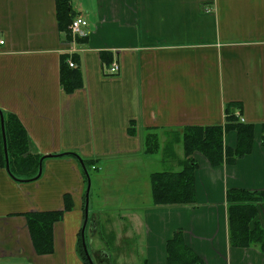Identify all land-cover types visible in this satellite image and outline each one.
I'll return each instance as SVG.
<instances>
[{
    "label": "crops",
    "instance_id": "obj_1",
    "mask_svg": "<svg viewBox=\"0 0 264 264\" xmlns=\"http://www.w3.org/2000/svg\"><path fill=\"white\" fill-rule=\"evenodd\" d=\"M70 1L73 17L88 22L85 39L60 32L55 0H0V111L25 130L29 156H57L32 182L0 167V264H84L86 179L76 159L59 157L67 153L93 161L89 211L128 216L130 237L120 242H136L138 264H166L177 231L202 264H264L258 247L229 246L225 199L230 190L264 192V0ZM67 54L81 82L71 93L60 77ZM112 63L118 74L109 75ZM229 108L254 127L250 154L211 167L195 153V204L155 207L150 175L179 172L183 151L175 147L171 163L162 151L146 156L145 137L164 145L189 127L223 126ZM235 134H223L225 148ZM57 211L53 252L38 255L26 215ZM256 211L252 223L264 229V203Z\"/></svg>",
    "mask_w": 264,
    "mask_h": 264
},
{
    "label": "trees",
    "instance_id": "obj_2",
    "mask_svg": "<svg viewBox=\"0 0 264 264\" xmlns=\"http://www.w3.org/2000/svg\"><path fill=\"white\" fill-rule=\"evenodd\" d=\"M55 1L57 26L61 33H65L66 39H69L70 32L68 28L74 18V13H72L73 11L70 6L71 1ZM68 58V54L62 57L60 77L64 87L63 90L71 93L74 89L81 87V82L77 70H69L67 65ZM237 109L229 108L226 110V118L223 126L208 128L189 127L181 130V133H177V141H172L164 145L163 153L166 155H174V150H172L173 146L178 143L181 144L183 159L182 161H178V166L181 168L179 172L165 170L164 172L150 175L152 202L155 207L188 206L195 204L194 173L198 168L197 163L193 159L195 153L201 154L211 167H220L222 165L231 166L239 159L250 154L252 149L251 145L253 144L254 127L239 122L240 118L237 115L238 113L235 114ZM2 115L4 119L3 131H5V144L8 154V170L14 177L13 180L15 182H32L38 174L37 167L41 158L29 156L26 133L18 120L12 115H6V117L3 113ZM232 131L237 136L236 146L234 149L225 148L223 145V134ZM261 134L262 143L264 144V126L262 127ZM157 137V134H149L145 137L143 151L146 156L154 154L155 152L153 150L158 148ZM74 155L67 154L59 157L66 156L77 160ZM3 156L4 151L0 131V167L5 168L6 162ZM82 162L87 171L94 164L90 160H85V162L82 160ZM225 199L227 203L226 225L228 227L227 238L229 239V246L242 249L258 247L264 254V229L258 224L252 223L257 217V206L264 203V192L252 193L243 190H230L227 191ZM64 205L67 209L70 208L68 198ZM61 217H63V211L38 212L26 215L32 246L36 254L49 255L53 252V245L51 244L53 237L51 231L53 225L59 222ZM101 230L103 229L101 228ZM109 238L110 241L108 244H112V241H114L113 234H110ZM182 238V232L177 231L167 242L166 264H202L203 262L200 258L184 244ZM79 239L81 241V238ZM102 240L105 241V238ZM107 247L113 249L111 245H107ZM108 248L105 251V255L107 256L111 252ZM78 256L84 264H88L84 252L81 251ZM142 264H146V262Z\"/></svg>",
    "mask_w": 264,
    "mask_h": 264
},
{
    "label": "rangeland",
    "instance_id": "obj_3",
    "mask_svg": "<svg viewBox=\"0 0 264 264\" xmlns=\"http://www.w3.org/2000/svg\"><path fill=\"white\" fill-rule=\"evenodd\" d=\"M172 134L173 133L168 134V136H166L167 137L166 144L167 143L169 144L172 141H177L178 139V137H176L177 133L176 135L174 134L175 136ZM157 138H158V148L154 149L153 151L155 153L151 155L160 154L161 151L163 152L164 145H166V144L162 145L160 143V141H163V139L165 140V138H163L162 136L159 137V135ZM179 145H180L179 143L175 144L173 146V149L175 147L177 148V146ZM162 159L168 160L169 161L168 163L172 162L171 157H169V155H166L165 153H163ZM164 167L167 170L168 167L170 168L171 166H164ZM94 170H95L94 166L89 168L88 173H90V177H91L90 179H93L95 175H98V174L93 173ZM100 174L102 173L100 172ZM101 190H102V187H101ZM94 191L95 189L90 191V196H89L90 209H93V203L96 200L95 198L96 193ZM112 208H115V206L112 205V207H110L109 210H112ZM88 213H89L88 225L86 227V230H84L85 235H86L85 244H86V248L88 251V256L91 258L92 262L95 263L96 259L98 258L99 264H138V262L134 261L133 256L130 255L131 252H135V250L138 249V247H136L137 245L135 244L136 242H133V240H132L133 243L129 242L130 240H128L127 242H124L123 244H121L120 242L121 240H126L125 237H130V234L128 231V228L130 227V222L128 221L129 218L127 219L128 216H125V215L119 216V215H115L114 213L112 215V214H109V212L108 214H106L107 212H104L105 214L104 213L94 214L93 212L89 211V207H88ZM120 217L122 218L120 219ZM101 228L103 230H101ZM110 234H113V237H114V241H112V244H108V242L110 241V238H109ZM102 237L105 238V241L102 240L103 239ZM78 238H81V231L79 233ZM78 241L81 242L80 239ZM106 244L111 245L113 249L108 248ZM106 248L111 250V252L108 254L109 256L105 255L106 254L105 251H107ZM81 251L84 252L82 244L79 243L78 250H77L78 255ZM121 253L123 256L120 255ZM115 260H117V262Z\"/></svg>",
    "mask_w": 264,
    "mask_h": 264
},
{
    "label": "water",
    "instance_id": "obj_4",
    "mask_svg": "<svg viewBox=\"0 0 264 264\" xmlns=\"http://www.w3.org/2000/svg\"><path fill=\"white\" fill-rule=\"evenodd\" d=\"M3 117V115H2V113L0 112V131H1V135H2V144H3V151H4V156L3 157H5V162H6V166H5V170H6V172L8 173V175L13 179L14 177L10 174V171L8 170V157H7V147H6V137H5V131H3L4 130V119L2 118ZM67 154H70V153H67ZM71 155H74V154H71ZM76 158H77V160H78V162H79V166L82 168V171H83V173H84V175H85V179H86V190L84 191L85 192V195H84V221H83V225H82V228H81V244H82V247H83V250H84V256L86 257V259H87V261H88V264H94L93 262H92V260H91V258L88 256V251H87V248H86V240H85V237H86V235H85V231L84 230H86V227H87V225H88V220H89V218H88V216H89V213H88V207H89V205H88V203H89V194H90V192H89V190H90V188H91V184H90V177H89V173H88V171H87V169L85 168V166H84V164H83V162H82V160L80 159V157L79 156H76V155H74ZM54 157H57V156H44V157H42V159L39 161V165H38V174H37V176L35 177V179H33L32 181H34V180H37L38 178H40V176H41V174H42V162L45 160V159H49V158H54Z\"/></svg>",
    "mask_w": 264,
    "mask_h": 264
},
{
    "label": "built area",
    "instance_id": "obj_5",
    "mask_svg": "<svg viewBox=\"0 0 264 264\" xmlns=\"http://www.w3.org/2000/svg\"><path fill=\"white\" fill-rule=\"evenodd\" d=\"M87 24H88V22L83 17L73 18V20H72L71 24H69V28H68L69 32H70V36H71L70 39H73V40L85 39V37L88 36L89 25H87ZM1 44H3V42H0V45ZM68 66L70 68H73L74 64H72V62H68ZM119 72H120L119 65L117 63H112L110 68H109V75H115V74H118ZM242 120L243 119L240 118L239 122L244 123V121H242Z\"/></svg>",
    "mask_w": 264,
    "mask_h": 264
},
{
    "label": "flooded vegetation",
    "instance_id": "obj_6",
    "mask_svg": "<svg viewBox=\"0 0 264 264\" xmlns=\"http://www.w3.org/2000/svg\"><path fill=\"white\" fill-rule=\"evenodd\" d=\"M96 258H97V257H96ZM100 258H101V257H100ZM95 263H96V264H99V263H98V258L96 259V262H95ZM95 263H94V264H95Z\"/></svg>",
    "mask_w": 264,
    "mask_h": 264
}]
</instances>
